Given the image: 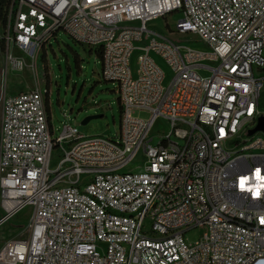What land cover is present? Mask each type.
<instances>
[{"label":"built area","instance_id":"built-area-1","mask_svg":"<svg viewBox=\"0 0 264 264\" xmlns=\"http://www.w3.org/2000/svg\"><path fill=\"white\" fill-rule=\"evenodd\" d=\"M175 14L173 32L204 50L151 25ZM60 30L101 53L120 129L54 138L50 96L48 110L44 91L4 87L0 228L31 215L0 264H264V132L249 135L264 116V0H10L4 73L46 55Z\"/></svg>","mask_w":264,"mask_h":264},{"label":"rangeland","instance_id":"rangeland-1","mask_svg":"<svg viewBox=\"0 0 264 264\" xmlns=\"http://www.w3.org/2000/svg\"><path fill=\"white\" fill-rule=\"evenodd\" d=\"M181 17V14L169 15L166 19H160L151 25L181 44L204 50L196 35L173 32ZM43 54L38 61H27L22 71L8 72L6 75L4 73L6 50L2 49L0 40V95L4 87L8 95L30 90L44 91L46 96H50L54 138L61 135L64 126L76 127L79 134L85 137L115 138L121 122L118 86L116 83L102 80V61L96 52L94 50L91 52L88 47L76 43L60 30L57 36L50 40L46 55ZM155 59L165 72L168 84L172 77L170 68L159 58ZM137 65L135 56L134 74L137 73ZM202 74L207 76L205 73ZM98 115H102V118L82 125L86 118ZM137 117L147 119L148 115L139 113ZM155 129L168 132L166 122L161 120L155 123L153 130ZM158 142L157 137L156 143ZM30 215L31 209L26 208L0 228V249L11 239L27 237L26 227ZM202 235L203 230L196 229L186 234V237L190 242H195Z\"/></svg>","mask_w":264,"mask_h":264},{"label":"water","instance_id":"water-1","mask_svg":"<svg viewBox=\"0 0 264 264\" xmlns=\"http://www.w3.org/2000/svg\"><path fill=\"white\" fill-rule=\"evenodd\" d=\"M101 118H102V115L86 118L82 122V125H87L90 121L95 120V119H101ZM257 132H264V116L259 118L257 127L255 129L251 130L249 132V135L251 136V135H253V134L257 133Z\"/></svg>","mask_w":264,"mask_h":264},{"label":"trees","instance_id":"trees-1","mask_svg":"<svg viewBox=\"0 0 264 264\" xmlns=\"http://www.w3.org/2000/svg\"><path fill=\"white\" fill-rule=\"evenodd\" d=\"M10 4V0H0V23L1 22H5V14H6V10L8 8ZM2 49L5 50L4 45L2 44ZM97 55L100 57L101 59V53L97 52ZM45 56V55H43ZM47 108L49 110V97L47 96Z\"/></svg>","mask_w":264,"mask_h":264}]
</instances>
